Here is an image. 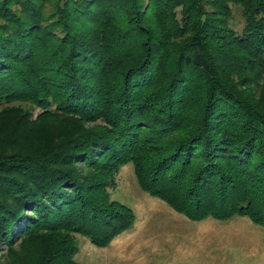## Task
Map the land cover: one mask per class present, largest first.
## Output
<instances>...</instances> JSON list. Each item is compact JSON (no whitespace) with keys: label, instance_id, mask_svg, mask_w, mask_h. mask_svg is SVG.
<instances>
[{"label":"trees","instance_id":"obj_1","mask_svg":"<svg viewBox=\"0 0 264 264\" xmlns=\"http://www.w3.org/2000/svg\"><path fill=\"white\" fill-rule=\"evenodd\" d=\"M215 2L0 0V264H84L75 234L106 247L128 230L108 192L127 163L190 220L264 226V96L213 58L264 77V0Z\"/></svg>","mask_w":264,"mask_h":264},{"label":"rangeland","instance_id":"obj_2","mask_svg":"<svg viewBox=\"0 0 264 264\" xmlns=\"http://www.w3.org/2000/svg\"><path fill=\"white\" fill-rule=\"evenodd\" d=\"M215 1L202 0V3L205 9L211 10L218 3ZM230 7L229 25L240 31L244 25L240 8L235 4ZM187 36L182 32L174 41L179 44ZM214 56L230 83L241 85L243 90L245 83H249L255 99L264 96V77L250 71L231 70L232 64L227 63V59L233 57L231 51L221 48ZM245 77L250 81H244ZM191 86V102L197 106L204 89L202 76L194 74ZM114 180V185L108 189L109 197L129 206L135 221L106 247H97L87 237L75 234L77 251L73 258L76 261L84 264H264V226L244 216L190 220L142 191L132 163L122 165ZM5 250V246L0 248V261L4 259Z\"/></svg>","mask_w":264,"mask_h":264}]
</instances>
